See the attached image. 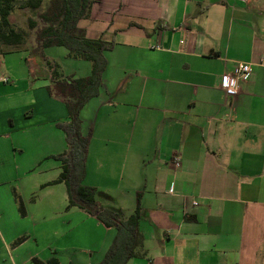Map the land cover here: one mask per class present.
Segmentation results:
<instances>
[{"label": "crops", "instance_id": "crops-1", "mask_svg": "<svg viewBox=\"0 0 264 264\" xmlns=\"http://www.w3.org/2000/svg\"><path fill=\"white\" fill-rule=\"evenodd\" d=\"M31 16L10 21L25 28ZM78 26L112 44L81 113L83 184L124 216L139 200L142 255L128 264H264V0H95ZM239 63L253 75L232 100L221 83ZM54 70L80 79L92 65L63 47L0 59V264L46 263L76 217L97 222L100 257L116 238L52 184L61 166L50 157L67 149L56 125L69 120L47 91Z\"/></svg>", "mask_w": 264, "mask_h": 264}, {"label": "trees", "instance_id": "trees-1", "mask_svg": "<svg viewBox=\"0 0 264 264\" xmlns=\"http://www.w3.org/2000/svg\"><path fill=\"white\" fill-rule=\"evenodd\" d=\"M95 0H0V59L4 56L32 50L44 57L48 48L63 47L72 59L91 63V74L86 78H61L57 70L54 86L47 87L50 96L60 98L68 111V122L56 127L65 135L67 149L53 159L60 163L61 174L52 184H64L68 195L67 210L78 208L102 225L115 229L116 238L99 264H128L140 257L143 235L139 229L140 203L134 213L124 216L105 208L96 199V190L84 186L90 135L83 133L82 110L99 96L107 63L105 53L112 44L102 39L92 40L79 28L82 20L91 17ZM18 11L30 12L25 28L15 26L10 17ZM22 214L23 203L14 192ZM35 264H59L56 258L46 263L34 259Z\"/></svg>", "mask_w": 264, "mask_h": 264}, {"label": "rangeland", "instance_id": "rangeland-1", "mask_svg": "<svg viewBox=\"0 0 264 264\" xmlns=\"http://www.w3.org/2000/svg\"><path fill=\"white\" fill-rule=\"evenodd\" d=\"M46 1L44 0V2ZM30 14H32L31 17H34L33 13ZM92 223L96 225L97 222H90V220L84 222L76 217L71 226V234L66 238L56 239L59 251L54 253L53 257L60 261L59 264H99L103 260V257L99 255V249H97L102 235ZM56 228H62V225L56 224Z\"/></svg>", "mask_w": 264, "mask_h": 264}, {"label": "built area", "instance_id": "built-area-1", "mask_svg": "<svg viewBox=\"0 0 264 264\" xmlns=\"http://www.w3.org/2000/svg\"><path fill=\"white\" fill-rule=\"evenodd\" d=\"M246 1V0H244ZM183 43V42H182ZM253 75L252 65L249 63L237 64L231 73L224 75L221 87L228 99H235L239 93L240 84L250 81ZM7 82V80H6ZM175 168H179L181 160L179 157L173 159Z\"/></svg>", "mask_w": 264, "mask_h": 264}]
</instances>
